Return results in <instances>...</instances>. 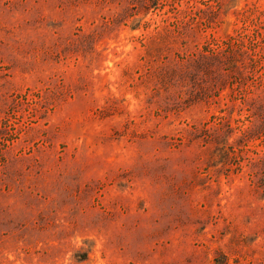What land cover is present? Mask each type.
I'll use <instances>...</instances> for the list:
<instances>
[{
    "label": "rangeland",
    "instance_id": "rangeland-1",
    "mask_svg": "<svg viewBox=\"0 0 264 264\" xmlns=\"http://www.w3.org/2000/svg\"><path fill=\"white\" fill-rule=\"evenodd\" d=\"M0 264H264V0H0Z\"/></svg>",
    "mask_w": 264,
    "mask_h": 264
}]
</instances>
